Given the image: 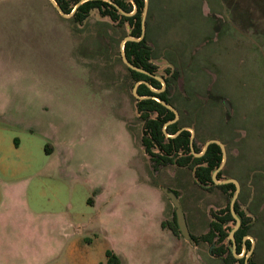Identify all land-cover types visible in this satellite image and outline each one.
Segmentation results:
<instances>
[{
	"label": "rangeland",
	"instance_id": "374dc122",
	"mask_svg": "<svg viewBox=\"0 0 264 264\" xmlns=\"http://www.w3.org/2000/svg\"><path fill=\"white\" fill-rule=\"evenodd\" d=\"M241 2L264 27L258 6ZM149 7L158 74L176 70L173 102L196 103L199 146L213 136L224 140L223 177L241 179L247 239L264 264V39L234 22L222 0H151ZM131 30L97 8L80 25L51 0H0L3 256L69 264L59 252L83 238L86 264H108V249L122 264H225L209 243L192 244L163 226L174 205L162 187L178 191L196 236L231 197L200 187L192 169L155 171L141 143L135 81L121 58ZM32 222L49 235H38Z\"/></svg>",
	"mask_w": 264,
	"mask_h": 264
},
{
	"label": "trees",
	"instance_id": "16d2710c",
	"mask_svg": "<svg viewBox=\"0 0 264 264\" xmlns=\"http://www.w3.org/2000/svg\"><path fill=\"white\" fill-rule=\"evenodd\" d=\"M57 1L60 3L61 7L65 11L67 12L71 11V8L68 7V4L65 1L63 0H57ZM117 1L122 7L127 8L123 1L121 0H117ZM135 1L138 6V12L135 16L129 17L127 19L130 20V22L135 25V28L133 30V35L139 36L142 31L141 15L145 2L144 0H135ZM252 1L259 8L258 13L260 18H263L264 0H252ZM102 3L106 5L108 4L107 2H103L101 0H89L81 4L76 11L77 20L82 21L88 15L89 11L93 7L96 6L99 7ZM222 3L229 11L230 15H232L234 22L238 24L241 22L243 24H246L245 29L249 30L250 32L256 33L258 37H262L264 39V27L256 25L255 14L250 7L247 8L243 7V3L241 2V0H222ZM107 12L115 13V10L114 11L107 10ZM126 52H127V56L129 58L131 57V61H133L134 64L141 66L150 71H153V69L155 68L153 63L150 62V58L152 57L154 51L148 45L147 38H145L140 42H135V41L127 42ZM131 72L133 73V75L137 80L140 78H146L152 83V85L157 87L160 86V83L156 79L151 78L145 75L144 73L132 69ZM138 92L142 95L153 93L146 84H141L138 88ZM158 95L167 102L169 103L172 102V98L169 96L170 95L169 89L166 92H163ZM137 109L139 112H141L143 120H145V124H144L145 128H144V135L142 138V142L145 147L146 153L150 155V159L153 161V166L155 169L162 164L164 165L173 162L182 164L188 162L191 159L190 155L186 157L182 156V158L178 157L177 159H175L180 151L182 150L190 151V146H189L190 133L188 131H184L177 137L167 138L163 130L164 123L168 120H171L174 117V112L172 110H170L162 103L154 99L138 100ZM154 112H157L158 115L155 118L150 117V114ZM178 126H179L178 123L169 124L167 126V131L170 133H175L178 130ZM155 147L159 149L160 152H155L154 151ZM202 160L206 161L208 163V166L199 167L196 171V175L202 183L206 184L209 181H212V177H211L212 170L215 167L219 166V164L221 163L222 150L220 145L216 143L211 144L206 155L202 158ZM220 187L229 194H232L236 190V186L234 183L221 185ZM236 209L240 213V215H242L243 217L245 216V213L243 211H240L238 203L236 204ZM173 215H174L173 220L164 221L163 226L169 225L173 233L176 236H179L181 232L177 224V217L175 210ZM215 215H216V219L212 221L211 229L209 232L203 234L199 238L192 234L196 244H199L201 241L210 242L213 239L214 235L216 234V231H219L220 239H225L228 236L229 233L223 229L222 223L234 220L230 211V207L227 206L226 210L221 211V215L219 214H215ZM249 231H250V225L247 222V219L245 218L243 219L242 226L235 233V239L238 243V252H240L241 250L244 236L248 234ZM248 246H250V241H248ZM220 249H218L216 252H218ZM106 256H107L108 264H122L121 258L112 250L108 249L106 252ZM223 260L225 264H236L237 261V259L233 256L232 253H230L229 256H225ZM240 263L245 264V261L241 259ZM249 264H258V262L255 261L254 258H250Z\"/></svg>",
	"mask_w": 264,
	"mask_h": 264
},
{
	"label": "flooded vegetation",
	"instance_id": "af4514ba",
	"mask_svg": "<svg viewBox=\"0 0 264 264\" xmlns=\"http://www.w3.org/2000/svg\"><path fill=\"white\" fill-rule=\"evenodd\" d=\"M63 1H65L68 4V7L71 8V11H69V12H67V11H65L63 9L65 11V13L69 14V16H65V17L72 19L73 22L79 23L80 25H82V23L89 17L91 11L93 9H96V8L101 11V14L103 16L110 18L113 22L119 23L120 21H125V22H128L130 24V26L132 27V30L129 32V34L127 36H125V38L123 39V41L127 37H132L134 39H128V40H126L125 43H124V46H121V48H122V55H121L122 62L128 68L130 74L132 75V77H133V79L135 81L134 87L136 86V84H138L137 85V92H138V88H139V86L141 84H146L150 88V90L153 92L152 94H147V95H142V94H140L138 92V94L141 95V96H144V98H138L133 93L134 96L136 97V101L142 100V99H154V100L162 103L164 106H166L167 108H169L170 110H172L174 112V117L171 120L166 121L164 123V126H163V130H164L167 138L168 137H171V138L177 137V136H179L184 131H188L190 133V135H189V139H190V141H189L190 151H184V150L180 151L179 154H178V156L175 159H177L178 157H181L182 158V156L183 157H186V156H189V155L191 156V159L188 162H185V163H182V164L176 163V162L168 163V164H164V165L162 164V165H159L156 169L155 168L154 169L156 171V170H159L160 169L159 167H167L169 165H176V166H178V169L179 170L180 169H192L195 182L200 187L205 188L207 190H211L213 187H217V188L221 189L223 193H225L229 197H231V199L229 200V203L225 207L220 208L218 210H216V209L212 210V213H211L212 219L210 221L209 228H208V231H207V232L210 231V229H211V223H212V221H214L216 219V215L215 214L221 215V211L226 210L227 206H229L230 207L231 214H232L234 220H231V221L223 222L222 223L223 229L229 233L228 236L225 239H220V233H219V231H216V234L214 235L213 239L210 242H207V241H205V242H207V243L210 244V251H213V253L216 256L222 257V259H223L225 256H229L230 253H232L233 256L237 259L236 264H241L240 263V260L241 259H243L245 261V264H249V259L250 258H254V256H255V252H254L255 244H254L253 240L251 241L250 239H247L250 231L243 238V244H242V247H241L240 252H238V243H237L236 239L233 240L232 237H231V231H232V229L237 224V220L234 217V214H233L232 209H231V201H232V198H233V196H234V194H235V192L237 190V185L234 182L217 183L214 180V171L217 170L218 168H220V166H221V164L223 162V159H224V153H223V148H222V146L219 143H217V142H211V143L208 144V141L213 140V139H217V140H220L225 145V143L223 142L224 140H222L219 136L218 137L217 136H215V137L213 136V137H210V139H207L202 146H199L200 131H199V128L196 125V121H195V116L198 115V114L195 113V107L197 106L196 103L190 97L189 98H186L183 101L184 103H182V104H181V102H180V104L179 103H176L175 104L173 102V99H172V102L169 103L166 100L162 99L158 95V94H161L163 92H166L169 89L170 90V95L169 96L172 97V95H173L172 92H171L172 82H174V80L177 81V78H178V72L176 70H171L170 68H168L166 70L168 72L167 75H159L158 74V65L155 62L154 55H152V57L150 58V62H152L153 65L155 66V68L153 69V71L147 70V69H145V68H143L141 66H138V65L134 64L133 61H131V57L129 58L127 56V52H126V44H127V42H129V41L140 42V41L144 40L145 38H147V42H148V35L151 36V34H150V28L152 27V25H150L149 20L147 21L148 16H150V11H149V8L150 7L149 6H150L151 0H144L145 5H144L143 11H142V15H141L142 31H141V34L139 36L133 35V30L135 28V25L132 24L130 22V20L127 19L129 17L135 16L137 14V12H138V6H137V3H136L135 0H131L130 1V5H127V2L125 0H121V1L124 2V4L126 5L127 8L122 7L118 3L117 0H110V1L109 0H101L103 2H107L108 4L106 5V4L102 3L99 7L98 6L93 7L89 11L88 15L82 21L77 20V18H76V16H77L76 15V11H77V9L79 8V6L81 4H83V3H85V2H87L89 0H85L83 2H82V0H78V1H75V0H63ZM146 4H147V7H146ZM107 10H112V11L115 10V13L114 12H112V13L111 12H107ZM61 15H63V14H61ZM100 22L102 23V25L104 24V22H102V21H100ZM125 59H127L130 64L132 63L136 67H139V68H141L143 70H137L135 68H132L131 65ZM131 69L132 70H135V71H138V72H141V73H144L145 75H147V76H149L151 78L156 79L160 83V86L157 87V86L152 85V83L149 80H147L146 78H140V79L137 80L135 78V76L133 75V73L131 72ZM133 90H134V88H133ZM187 106H190L192 108L191 110L193 111V113L190 114L189 108H186ZM157 115H158V113L157 112H154V113H151L150 114V117L155 118ZM139 116L143 120L141 112H139ZM143 122H144L143 123V134H142V137H141V143H142V145H143L142 138H143V135H144V128H145L144 127V124H145V120H143ZM173 123H178V125H179L178 126V130L175 133H170V132L167 131V126L169 124H173ZM222 125H223V127H222L223 130H227V128H228V126H227L228 125V122L224 121ZM213 143H216V144L220 145L221 150H222V160H221V163L219 164V166L215 167L212 170V173H211L212 181H209L208 183L204 184V183H202L198 179V177L196 175V171H197V169L199 167L208 166V163L206 161L202 160V158L206 155V153H207L210 145L213 144ZM225 149H226V153H228L227 152L226 145H225ZM154 151L155 152H160V150L157 149L156 147L154 148ZM146 154H147V156L150 159V155L148 153H146ZM227 158H228V154H227ZM227 158H226L225 164L219 169V171L216 174V178L218 180H220V181L221 180L228 179V178H225L224 179V177H223L224 172H225V169L228 168V164H227L228 159ZM152 164H153V161H152ZM180 171H181L180 174H184L185 173L184 170H180ZM229 178H235V179H237L239 181V183H240V180H241L239 177H235V176H233V177L231 176ZM229 183H234L235 186H236V190L232 194H229L228 192H226L225 190H223L220 187L221 185H225V184H229ZM165 187H167V186H165ZM163 188L164 187H162V189ZM167 188L169 190H172L179 197V199L181 201L180 194L178 193L177 190H175V189H173L171 187H167ZM163 192H164V190H163ZM240 193H241V183H240L239 195H238L237 200L235 202V211H236L237 215L241 219V224L238 227V229L242 226L243 219H245V218L247 219L246 214L243 217L242 215H240V213L236 209V204L238 203L239 204L240 211H243L240 208V203H239ZM166 196H167V194H166ZM170 201H171V199H170ZM181 204H182V201H181ZM182 207L184 209L183 204H182ZM174 210L176 212L175 207H174ZM184 212H185V209H184ZM185 216H186V214H185ZM247 222H248V220H247ZM233 224H234V226H233ZM249 225H250V223H249ZM238 229L235 231V233L238 231ZM250 229H251V226H250ZM191 234H193V233L191 232ZM193 235H195V234H193ZM196 237L199 238L200 236H196ZM248 241H250V246H248ZM201 242H204V241H201ZM221 247H223V248H221ZM218 249H220V250L218 252H216Z\"/></svg>",
	"mask_w": 264,
	"mask_h": 264
},
{
	"label": "water",
	"instance_id": "95a60500",
	"mask_svg": "<svg viewBox=\"0 0 264 264\" xmlns=\"http://www.w3.org/2000/svg\"><path fill=\"white\" fill-rule=\"evenodd\" d=\"M85 1V0H82V2ZM110 1V0H109ZM51 2L55 5V7L57 8V10L63 14L64 16H69V14L65 13V11L63 10V8L61 7V5L59 4V2L57 0H51ZM146 7H147V4H146ZM128 39H134L132 37H127L123 42H122V46H124V43L126 40ZM127 60V59H125ZM127 62L129 63V61L127 60ZM130 64V63H129ZM132 68H135L137 70H143L139 67H136L135 65H133L132 63L130 64ZM165 83V82H164ZM137 85L134 87V90H133V93L138 97V98H144V96H141L138 94L137 92ZM164 102V101H163ZM211 142H217L219 143L222 148H223V153H224V159H223V162L220 166V168L225 164V161H226V158H227V153H226V149H225V145L220 141V140H217V139H213V140H210L208 141V144L211 143ZM218 168L217 170L214 171V180L215 182L217 183H228V182H234L236 185H237V190L232 198V201H231V209H232V212L234 214V217L236 218L237 220V224L236 226L232 229L231 231V237L233 240H235V231L238 229V227L240 226L241 224V219L240 217L237 215L236 211H235V202L237 200V197L239 195V191H240V183L237 179L235 178H228L226 180H218L216 178V174L217 172L219 171ZM164 192L167 194V196L171 199L175 209H176V216H177V224H178V227H179V230L181 232V234L183 235V237L186 239V240H189L192 244H195V240L190 232V229L188 227V224H187V220H186V216H185V212H184V209L182 207V204H181V201L179 199V197L172 191V190H169L167 187H164L163 188ZM235 249V248H234Z\"/></svg>",
	"mask_w": 264,
	"mask_h": 264
},
{
	"label": "crops",
	"instance_id": "0c3cea01",
	"mask_svg": "<svg viewBox=\"0 0 264 264\" xmlns=\"http://www.w3.org/2000/svg\"><path fill=\"white\" fill-rule=\"evenodd\" d=\"M33 225H28V226L35 227L36 233L40 235L41 237H47L49 235L47 226H37L36 224H33ZM41 229H42V233H40ZM88 246H89L88 243H85L83 238H75L69 242L68 246L65 247L63 253L62 251L59 252L58 256H66V259L68 260L69 264L72 260H75V261L78 260L76 264H86L85 260L87 256ZM52 250H55V248L52 247L49 250V252ZM0 252H1V249H0ZM33 259H37V258L35 256H27V255L25 256H3L2 253L0 254V264H14L12 263L13 261L22 262L19 264H32V263H35Z\"/></svg>",
	"mask_w": 264,
	"mask_h": 264
}]
</instances>
